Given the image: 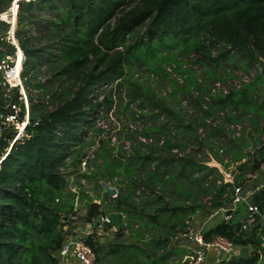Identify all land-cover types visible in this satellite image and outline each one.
<instances>
[{
  "label": "trees",
  "instance_id": "trees-1",
  "mask_svg": "<svg viewBox=\"0 0 264 264\" xmlns=\"http://www.w3.org/2000/svg\"><path fill=\"white\" fill-rule=\"evenodd\" d=\"M13 1L0 0V15L5 21ZM16 11L14 38L24 56L21 79L29 101V121L24 137L12 144L0 162V264H58L57 255L71 233L62 228L73 214L76 197L59 169L69 158L76 170L85 155L88 135L93 133L89 131L94 129V110L99 107L92 96L99 84L118 82L121 87L127 82L134 99L157 105L160 111L149 109L148 113L156 122L160 115L164 117L159 129L165 142L145 150L134 147L128 157L120 150L113 154L109 144L103 143L98 152L100 170L89 176L82 174L94 183L95 190L100 188L96 197L99 205L78 194L79 204H86V218L109 214L116 228L115 242L90 244L98 264L105 258L110 264H161L163 260L158 258L178 243L174 241L178 234L187 232L182 230L184 222L196 213L207 218L228 207L233 187L252 191L250 203L264 213V186L259 189L253 184L256 180L246 178L264 165V95L258 104L252 100L262 76L253 84L212 99L217 111L228 113V122L240 121L234 119L239 110L251 115L250 131L241 142L223 144V126L209 129L204 125L211 104H206L207 110L201 106L209 95V85L221 80L215 73L217 68L239 65L236 57L250 63L264 59V0H28L19 1ZM1 45H5V52ZM216 46L219 49L213 56ZM192 55L198 57L202 75L183 67ZM14 56L15 48L0 37V81L2 62ZM260 64L264 75V63ZM238 67L243 68V62ZM133 68L142 69L149 80L152 76L168 81L173 97H193L198 92L200 113L189 115L181 106L164 105L150 82L151 87L127 80L126 71ZM167 68H172L183 83L179 84ZM9 101L19 103L17 91L11 90L7 99L0 86L1 112ZM158 101L161 103L156 104ZM104 103L111 106V98L104 97ZM179 107L185 111H176ZM201 127L205 138L198 141ZM150 131L146 129L142 135L151 136ZM12 137V130L2 134L0 158ZM248 138L253 140L250 152ZM185 142L195 143L197 150L176 159L171 151L183 148ZM202 152L204 160L208 152L225 172L230 164L235 166L244 159L235 166L232 184L222 183L216 168L200 164L204 160L197 155ZM227 157L231 161H226ZM118 178L120 181L115 182ZM218 180L220 185H216ZM101 182L118 188L115 199L108 197ZM139 186L151 192L159 188L161 194L135 202L134 192ZM207 197H211L209 207L202 203ZM105 199H109L108 204ZM147 209L149 215L144 213ZM245 212V207L238 205L229 221L221 219L202 232L206 243L220 236L237 248L235 256L218 264H264V227L242 230ZM131 224L135 230L130 229V237L141 246L117 243L122 238L119 234ZM245 249L250 252L245 254Z\"/></svg>",
  "mask_w": 264,
  "mask_h": 264
},
{
  "label": "built area",
  "instance_id": "built-area-1",
  "mask_svg": "<svg viewBox=\"0 0 264 264\" xmlns=\"http://www.w3.org/2000/svg\"><path fill=\"white\" fill-rule=\"evenodd\" d=\"M12 33V31H11ZM14 33L11 34L10 44L15 48L14 59L10 60V64H6L2 67L1 73V88L5 89L6 98H9V92L11 90H16L18 93V104L12 103L11 101L5 103L0 111V138L4 132L8 130L13 131V137L9 143V148L5 150L4 155L0 158V162L5 158L9 153L10 148L14 142L20 140L24 137L25 127L29 121V101L26 89L21 79L22 64L24 62V56L18 57L19 47L14 39ZM20 61V69H16V61ZM168 73L172 74V77L179 83L182 84L183 81L180 77L172 73V68H167ZM248 77V76H247ZM247 77L242 78L243 84H248L250 82ZM153 77L151 76V79ZM44 82V79L41 80ZM107 84H104L102 87H95L93 98V103H99V107L94 110V115L92 118L93 127L97 130L99 137L96 140H92L90 145L84 151L85 155L80 159V163L77 165L76 170L72 167V163L69 158L64 160V164L60 167L59 171L63 175L65 181L68 183L69 190L76 194L74 200V208L68 219L66 220L63 231L71 230L70 235L64 240L62 247L57 255L58 264H98L96 261V255L93 251L92 245H103L107 241L113 239L116 232L115 227L112 224V220L109 214L98 213L90 218H86V212L84 211L81 217L80 215V204H79V193H83L85 196L92 200V204L99 205V200L93 196L94 189L90 182H88L86 177H83L82 174L89 176L91 173L100 170L102 166V160L98 156L101 144L106 142L110 146H115L118 144V133L125 138H134L135 143L141 146L142 150L153 146H163L165 138L159 136L158 138H153L152 136H143L142 132L146 130L140 122L142 118L148 113L146 110H140L133 108L134 118L130 122L126 123H116L112 116H108L104 112L103 100L104 92L103 88H106ZM163 92L162 96L165 97L166 93L170 92V87L167 86ZM98 88V89H97ZM170 88V89H169ZM241 85L235 86L236 90H239ZM169 93V94H170ZM211 93V94H210ZM230 92L226 90L219 82H216L211 90L209 95L204 98V103L201 104L203 110H207L206 104H210L209 98L215 96H226ZM198 96L197 92L193 93V97ZM181 107L187 109L189 115H193V109L190 110L186 102H181ZM157 113V112H155ZM233 116L234 112H230ZM226 111H219L216 114L212 115L210 111L208 115L204 118V125L206 128L215 129L220 126L224 128V136L221 137L222 142H233L242 137L244 133L250 131V123L247 125L244 122H228L226 121ZM159 121H164V117L160 115ZM111 125H116L117 133L112 132ZM205 138L204 128L201 127L197 130V140L201 141ZM89 139V138H88ZM87 139V141H88ZM134 143L131 140H126L122 142V154L125 157H128L132 154ZM113 148V147H112ZM193 150H197L195 143L193 145H188L183 148H175L171 151V154L176 159H183L187 157ZM219 153H222L220 150ZM207 159L201 162V165H204L209 168H215L218 163L212 158V156L206 152ZM197 158L202 159V154H198ZM225 172V171H224ZM260 172L264 173V165L259 167V171L248 174L246 177L248 179H255ZM226 173V172H225ZM227 174V173H226ZM115 182H119L120 178L115 179ZM222 183L227 184L222 178ZM232 184V176L229 182ZM221 181H217L216 185H220ZM109 185V184H108ZM115 192L112 196L108 197L110 199H115L118 194V188L115 185H109ZM252 191L245 190L242 187H233L231 192V203L226 208H221L215 211L216 213L221 212L223 214L222 220L227 222L229 221L233 214L236 212L238 205H243L245 207V217L241 221L242 230L251 228L252 226L259 225V227H264V213H262L257 206L250 203V198ZM161 193L159 188H155L152 192L146 189L143 186H139L134 192L135 202H139L147 197H153L154 195L159 196ZM211 197H207L203 200V205L210 206ZM79 210L77 211V209ZM213 215L209 216V219ZM181 239L189 244H194L196 250L192 255L186 256L180 264H204L205 262V253L212 251L216 253L220 260H228L237 253V248L227 239L217 236L209 242H205L200 230L195 232L187 231L180 235ZM174 239V241H176ZM100 264H110L108 262H101Z\"/></svg>",
  "mask_w": 264,
  "mask_h": 264
},
{
  "label": "rangeland",
  "instance_id": "rangeland-1",
  "mask_svg": "<svg viewBox=\"0 0 264 264\" xmlns=\"http://www.w3.org/2000/svg\"><path fill=\"white\" fill-rule=\"evenodd\" d=\"M11 7H12V13H10V8ZM11 7L5 12L8 21H5L2 18V15H0V22H3L4 24H8V25H1L0 26V37H4V44L11 42V34L12 33L10 31H11L12 27H10V22H11L12 19H14V18L16 19V17H17L16 6L14 8L15 12H13L14 4H11ZM17 8H18V5H17ZM13 13L15 14L14 18L12 16L10 17V15H13ZM8 18H10V19H8ZM15 28H16V26H15ZM14 30H13V33H14ZM218 49H219V47L216 46L215 50L212 51V55L213 56L217 53ZM1 51H3V52L6 51L5 45H1ZM21 54H22V52H21ZM237 59H239V61H238L239 65L242 64V62H243V68L238 67L239 65L235 66V65H229V64H224L223 65L225 67V69L217 68V72H215V73L220 75V77H221L220 79L221 80H217V81H214L213 83H211L209 85V91L211 90V88L213 87V85L216 82H219L221 84V86H223L229 92L236 91L235 86L241 85V88H243V86L246 85V84L242 83V78L244 76L245 77L248 76L247 77L248 79L250 77V79H249L250 82L248 83L250 85V84H253V82L256 81V78L260 75V76H262L261 84H259V86L255 87V90H256L257 93L252 95V100L258 104L259 101L261 100V98L264 95V75H263V72H262V65L260 64V63H264V59L259 57L258 62H251V63L247 59H243L241 57H236V60ZM10 60H12V58L7 57L6 60L4 62H2L1 68L4 65H6L7 63H9ZM197 60H198V57L192 55L190 57V60L188 61L187 65H183V67H190L191 69L197 70V72H199V75H202L204 69L201 68L196 63ZM126 72H127L126 74H128V76L126 78H127V80H130L131 82L138 81V83L145 84V85H148V86H150L149 85V82H150L151 86H152V87L151 86L150 87L153 89V93L155 94L156 98L158 100H161V102L163 101L164 105L169 104L170 106H181V102H186L188 107L190 108V110L193 109V115H198L200 113L198 108H197V105H196V103H197L196 102V100H197L196 97L197 96L192 97V96H188V94H185V95L177 94L176 97H173L172 94H171L173 91H172V89H170L171 88L170 87L169 89H170L171 93L168 92V93H166V96L163 97L161 95L162 92L166 88H168L167 86H170L168 81L162 80L160 78H156V79L154 78V79H150L149 80L147 75L142 74V72H144V71H142V69H139V68H133L132 70H130V71L127 70ZM118 84H119L118 82H114L112 84L109 83V84H107L106 88H103L102 90H100V92L101 91L104 92L103 94H101V95H103V97H110L111 98V104H110L111 106H109V104L107 105V103L105 104L104 100H103V104H105V105L102 106V107H103L104 112H106L108 116L109 115L112 116L116 123L121 124V123H126V122L132 121V119L134 118V110H133V108H137V109H140V110H146V111H148L150 109V110H153V112L160 111L159 108L156 107L157 105L153 106V107L151 106V105H154V103L152 104V102L151 103L144 102L143 104H141L139 99H134V96L130 95V92L127 90V86H129V84L127 82H122L123 85H121V87H119ZM103 85L104 84H99L98 88L102 87ZM212 99H214V97H211V103L210 104H211L212 107L210 108L209 111H210V113L212 115H214V114H216L219 111H217L216 107L213 105ZM161 102L158 101V103L156 102V104H159ZM194 102H195V104H194ZM127 104L129 105V107H128ZM108 106L110 107V109H108L109 108ZM181 108L180 107L177 108V109L175 108V110L178 111V109H181ZM181 110H183V111L186 110L185 112L188 113L187 109H185V110L181 109ZM225 110H228V109H225ZM228 111H230V110H228ZM250 117H251L250 114H246V113H244V112L239 110V112L236 111V115H235L234 119L237 118V120H240V121L247 120V122H244V123H246L248 125L249 124L248 120L250 119ZM159 122H156L154 120L153 116H151L149 113H147L142 118V121L140 122V125H142L144 128L146 127V129L148 131H150V128H152L153 131H150L151 132V136L153 138H158L159 136H162L160 134V129H159L160 127L159 126H162L163 124H161V123H163L164 121L160 122V123ZM164 125L168 126L166 123ZM111 127H112L111 131L114 132V133H117L116 125H111ZM89 132H93V133L88 135L89 138H91V139L88 140L89 144L86 145V148L90 145L92 140H94V139L96 140V138L99 137V134H98V132H97V130L95 128L91 129V131H89ZM224 134H223V136H224ZM247 134L248 133H244L240 139H238L236 141H233V142H241L243 140V138H245V136ZM253 135H254V137H256V136L259 135V132L256 133V134H253ZM126 140H131L134 143L132 145L133 148L134 147L139 148V145L135 143V139L134 138H132V139L125 138V137L121 136V134L118 133V144L115 145V146H112L113 147L112 148L110 146V144L108 143L110 148L112 149V153L115 154V155L118 154L122 150V142L126 141ZM106 141L107 140H104L105 144L107 143ZM261 141H263L262 138H261ZM182 143H183V141H182ZM222 143L225 144V143H228V142L224 141ZM258 143L260 144L259 140H258ZM188 144H191V142L190 143L189 142H185L184 147L188 146ZM252 149H253V140L248 138V149H247V151L250 152ZM206 150H207V148H206ZM204 158H206V156L203 155V152H202V159L201 160H204ZM226 161H231V157H227ZM243 162H244V159L241 160L240 163H243ZM240 163H237L236 165H239ZM217 166L220 167V169L223 170V167L220 164H218ZM230 166L228 167L226 173H227V175L233 176L232 172L235 170V166L232 165V164H230ZM251 180L252 181L256 180V182L253 183V184H256V186H263L262 184H264V173L260 172L255 179H251ZM90 183L92 184L93 189H94V183L91 182V181H90ZM251 183L252 182H250L248 184L249 188H251L252 185H253ZM101 187H102V185H101ZM93 191H94L93 196L96 198L97 195H98V192L100 190H99V188H97L96 190L94 189ZM151 200L152 199L146 200V201L150 202ZM203 200L204 199H202V203H203ZM105 202H106V204H108L109 203V199H105ZM84 205L86 206L85 203L80 204V210H81L80 211V215L83 214L84 211L86 212V208H85ZM147 206L151 207L150 205H147ZM78 210H79V208L77 209V211ZM144 213L146 215H149L150 209L145 210ZM211 215H213V216L215 215V217L212 219V221L208 222V221H206V219L209 216L206 218L205 216H202L201 214L196 213L195 217H193V219H189V221L187 223L184 222V225L186 227H184L182 230L185 229L186 231L195 232L196 230L199 229L201 232H204L207 228H209L210 226H213L217 222H219L222 219V216H223V214L221 212H219V213L213 212V213H211ZM81 217H82V215H81ZM134 226H135L134 224H131L130 226L126 225L127 229L126 230L123 229V234H122V232L121 233L119 232L120 233L119 236L122 237L121 238V243H123L125 245L126 244L127 245H132V244L136 243L139 246H141V243L136 242V240H134L133 238L130 237V233H131L130 229L135 230ZM62 230H63V228H62ZM176 237H177V240L184 241V240L181 239L180 234H178ZM107 242L110 244V243H113L115 241H114V239H112V240L107 241ZM243 252L245 254H248L250 252V249H245Z\"/></svg>",
  "mask_w": 264,
  "mask_h": 264
},
{
  "label": "crops",
  "instance_id": "crops-1",
  "mask_svg": "<svg viewBox=\"0 0 264 264\" xmlns=\"http://www.w3.org/2000/svg\"><path fill=\"white\" fill-rule=\"evenodd\" d=\"M262 185L264 186V184H262ZM263 186H258V188L260 189ZM103 190H104V188H103ZM214 217H215V215L212 218H210V219L208 217L206 219V221H208V222L209 221H212V219ZM190 219H193V217H191ZM144 237H147V234H145ZM119 242H120V244H123V243H121V241H117V243H119ZM145 242H147V241H145ZM108 244L109 243L106 242L102 246H107ZM195 250H196V246L194 244H189V243L184 242V241H178V243H176L173 247H171L170 250L166 251L165 256L161 255L158 258L159 259L158 261L163 260L161 264H180L182 262V260L186 256L192 255ZM215 254L216 253H214V252H206L204 264H218V262L220 261V259L219 258H216L215 257ZM217 259H219V260H217ZM108 260L109 259L105 258L103 262H108Z\"/></svg>",
  "mask_w": 264,
  "mask_h": 264
},
{
  "label": "water",
  "instance_id": "water-1",
  "mask_svg": "<svg viewBox=\"0 0 264 264\" xmlns=\"http://www.w3.org/2000/svg\"><path fill=\"white\" fill-rule=\"evenodd\" d=\"M19 1H28V0H19ZM19 1L15 2V4L18 3ZM13 4H14V2H13ZM13 30H14V27L12 28V33H13ZM215 168L219 171V173H220L221 177L224 179V181L226 183H229L230 180H231V176L230 175H227L224 172V170L220 169V167L215 166ZM101 185L104 188V192L107 195L112 196L114 194L115 191L112 188H110V186L108 184H106L105 182H101Z\"/></svg>",
  "mask_w": 264,
  "mask_h": 264
},
{
  "label": "bare ground",
  "instance_id": "bare-ground-1",
  "mask_svg": "<svg viewBox=\"0 0 264 264\" xmlns=\"http://www.w3.org/2000/svg\"><path fill=\"white\" fill-rule=\"evenodd\" d=\"M18 0H16L15 2H17ZM15 2H14V8H15V6H16V4H15ZM14 8H13V12H15L14 11ZM10 16H12L13 18H14V13H13V15H10ZM10 19V18H9ZM15 24H16V19L14 18V19H12L11 20V22H10V25H12V28L14 27V29H15ZM11 28V29H12ZM11 32V31H10ZM14 35V34H13ZM22 56V54H21V52H20V50H18V57H21ZM16 69H17V71H19V69H20V61H16Z\"/></svg>",
  "mask_w": 264,
  "mask_h": 264
},
{
  "label": "clouds",
  "instance_id": "clouds-1",
  "mask_svg": "<svg viewBox=\"0 0 264 264\" xmlns=\"http://www.w3.org/2000/svg\"><path fill=\"white\" fill-rule=\"evenodd\" d=\"M13 4V3H12ZM8 25V24H7ZM10 27H12V25H10ZM11 31H12V29H11ZM15 39V38H14ZM20 50V49H19ZM21 51V50H20Z\"/></svg>",
  "mask_w": 264,
  "mask_h": 264
}]
</instances>
